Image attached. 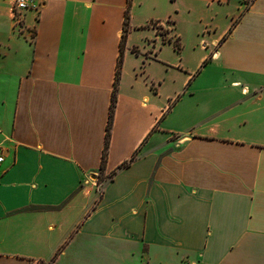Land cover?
Listing matches in <instances>:
<instances>
[{
	"label": "crops",
	"instance_id": "crops-1",
	"mask_svg": "<svg viewBox=\"0 0 264 264\" xmlns=\"http://www.w3.org/2000/svg\"><path fill=\"white\" fill-rule=\"evenodd\" d=\"M32 1L0 0V264H264V0Z\"/></svg>",
	"mask_w": 264,
	"mask_h": 264
},
{
	"label": "trees",
	"instance_id": "trees-1",
	"mask_svg": "<svg viewBox=\"0 0 264 264\" xmlns=\"http://www.w3.org/2000/svg\"><path fill=\"white\" fill-rule=\"evenodd\" d=\"M128 20H129V12L126 13L125 26H127ZM126 32H127V27L124 28L122 41L126 37ZM121 64H122V54H120V56H119V60H118V64H117V70H116V78L114 81L112 103H111L110 115H109L107 129H106L105 145H104V152H103V158H102V166L103 167L105 166V163H106L107 151H108V147H109V143H110L111 128H112V123L114 120V112H115V106H116V101H117L118 78H119V74H120V70H121Z\"/></svg>",
	"mask_w": 264,
	"mask_h": 264
},
{
	"label": "built area",
	"instance_id": "built-area-1",
	"mask_svg": "<svg viewBox=\"0 0 264 264\" xmlns=\"http://www.w3.org/2000/svg\"><path fill=\"white\" fill-rule=\"evenodd\" d=\"M35 5L32 0H13V10L16 13H20L23 10L33 8ZM4 159L3 155L0 153V162Z\"/></svg>",
	"mask_w": 264,
	"mask_h": 264
}]
</instances>
